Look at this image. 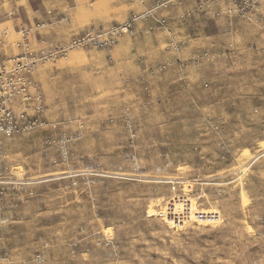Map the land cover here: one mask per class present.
I'll use <instances>...</instances> for the list:
<instances>
[{
  "label": "rangeland",
  "instance_id": "1",
  "mask_svg": "<svg viewBox=\"0 0 264 264\" xmlns=\"http://www.w3.org/2000/svg\"><path fill=\"white\" fill-rule=\"evenodd\" d=\"M18 58L42 112L0 133V264H264V0H0Z\"/></svg>",
  "mask_w": 264,
  "mask_h": 264
},
{
  "label": "built area",
  "instance_id": "2",
  "mask_svg": "<svg viewBox=\"0 0 264 264\" xmlns=\"http://www.w3.org/2000/svg\"><path fill=\"white\" fill-rule=\"evenodd\" d=\"M17 45L20 47L19 43ZM23 46L28 51L27 38ZM63 54H67L66 48L57 49L42 59L54 60ZM34 59L27 63L26 58L10 59L7 61L9 65L5 64L0 69V133L7 137L23 130H31L39 124L36 116L42 112V104L39 86L32 78L37 65ZM18 104L28 107L33 112V117L26 113V109L16 115L14 107ZM176 189L177 187L173 186V190ZM163 219L173 227H183L190 223L193 220L192 202L187 196L174 197L167 203Z\"/></svg>",
  "mask_w": 264,
  "mask_h": 264
},
{
  "label": "crops",
  "instance_id": "3",
  "mask_svg": "<svg viewBox=\"0 0 264 264\" xmlns=\"http://www.w3.org/2000/svg\"><path fill=\"white\" fill-rule=\"evenodd\" d=\"M11 31V30H10ZM13 31V30H12ZM17 32H21V29L19 30V31H17ZM17 32H15L16 33V37H19L18 35L19 34H17ZM36 38H37V36H36V34L34 33H32V35L30 36V40H31V42L33 43L34 42V40H36Z\"/></svg>",
  "mask_w": 264,
  "mask_h": 264
}]
</instances>
